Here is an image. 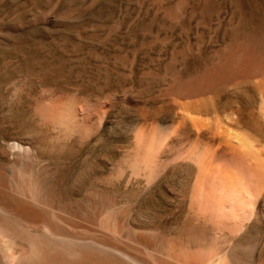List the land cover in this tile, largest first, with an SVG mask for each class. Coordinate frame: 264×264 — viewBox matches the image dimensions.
I'll return each instance as SVG.
<instances>
[{"label": "rangeland", "instance_id": "rangeland-1", "mask_svg": "<svg viewBox=\"0 0 264 264\" xmlns=\"http://www.w3.org/2000/svg\"><path fill=\"white\" fill-rule=\"evenodd\" d=\"M242 52L264 0H0V203L119 264H264V158H186L216 127L264 145L229 122L264 126V75L188 91Z\"/></svg>", "mask_w": 264, "mask_h": 264}, {"label": "bare ground", "instance_id": "bare-ground-1", "mask_svg": "<svg viewBox=\"0 0 264 264\" xmlns=\"http://www.w3.org/2000/svg\"><path fill=\"white\" fill-rule=\"evenodd\" d=\"M257 73L264 75V63L260 60L256 61L255 57L252 58L246 52H242L237 55V57L230 56L225 58L221 63L207 70L198 81L189 84L191 89L188 88V91L198 90L204 85L210 87L224 85L229 80H232L231 78H233L234 75H238L236 77L247 81L254 75H257ZM259 87L264 91V83H261ZM183 94H185V91ZM184 108L182 109L183 111H181L184 112L187 110L185 111L187 115L183 113L185 115H181L183 119L190 124L189 127L192 126L197 132L200 131V128L204 125L201 124V119H199V121L197 118H194V115L191 116L188 114L190 109V112L193 111V108L189 109V106ZM238 116L237 119L232 118L234 120H229V122L232 121L233 124H244L248 128L256 131L264 129L263 123L261 124V121H259V114L257 115L255 112H242ZM184 124H186V122ZM230 127L232 126L230 125ZM234 127H232V129L226 128L222 130H219L218 127L213 130L214 128L212 127L213 129L211 132L213 133H210V136L204 135L201 141L191 144V148L188 152L186 151V158L195 163V165L200 166L203 163V158L208 152V149L214 148L217 145H221L220 150L216 151L219 154L220 151L225 152L231 146V148L234 147V151L231 149V155L235 162L242 161L246 153L250 154V156L252 155L256 161L264 158V145L262 144L260 151L256 150L253 146L254 144H251L245 136H241L238 133L239 131H236L237 129H233ZM201 131H203V129ZM199 134L200 133L196 134L198 135L197 138L201 137ZM138 138V143H140L139 145L141 146H146V143H150L147 135L144 133L139 135ZM222 143L227 144V146L222 145ZM228 146L229 148H227ZM241 150H243V152ZM261 151L262 154H259ZM16 201H18V199ZM12 205L14 204L12 203ZM17 207H19V205ZM30 208L31 207L24 206L16 208L7 203H0V264H119V262L113 261L115 257L110 258L106 256V252L99 251L94 248V246L80 239L70 240L66 238L64 234L63 236L57 234L56 230H54L53 226L46 218L35 215V212L33 213Z\"/></svg>", "mask_w": 264, "mask_h": 264}]
</instances>
